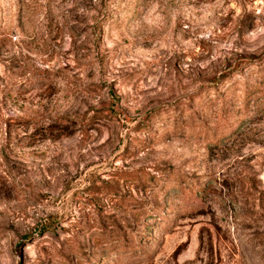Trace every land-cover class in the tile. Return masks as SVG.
Masks as SVG:
<instances>
[{
    "label": "rangeland",
    "instance_id": "1",
    "mask_svg": "<svg viewBox=\"0 0 264 264\" xmlns=\"http://www.w3.org/2000/svg\"><path fill=\"white\" fill-rule=\"evenodd\" d=\"M0 264H264V0H0Z\"/></svg>",
    "mask_w": 264,
    "mask_h": 264
},
{
    "label": "trees",
    "instance_id": "2",
    "mask_svg": "<svg viewBox=\"0 0 264 264\" xmlns=\"http://www.w3.org/2000/svg\"><path fill=\"white\" fill-rule=\"evenodd\" d=\"M32 122L34 121H31V120H24V121H21L22 124H24L25 127L27 126H30L32 124ZM59 123L64 126V120L62 118L59 119ZM147 124H148V121H147ZM147 124L146 122L144 121L141 125L142 128H147ZM191 127L188 126L187 129H190ZM197 189V188H196ZM196 189L195 188H190V193L191 194H195L196 195ZM197 197V196H196ZM196 199V198H195ZM116 234H119L118 238H123L124 235H121L120 232L116 229ZM130 235V234H129Z\"/></svg>",
    "mask_w": 264,
    "mask_h": 264
}]
</instances>
